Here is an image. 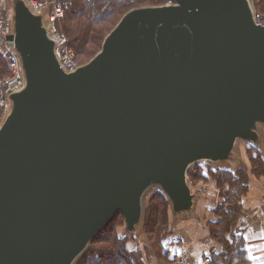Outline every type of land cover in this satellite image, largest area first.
<instances>
[{"label": "water", "instance_id": "95a60500", "mask_svg": "<svg viewBox=\"0 0 264 264\" xmlns=\"http://www.w3.org/2000/svg\"><path fill=\"white\" fill-rule=\"evenodd\" d=\"M128 11L68 73L44 15L12 0L26 84L0 125V264H76L118 213L142 226L160 187L176 218L189 171L262 144L264 24L252 0H172Z\"/></svg>", "mask_w": 264, "mask_h": 264}, {"label": "trees", "instance_id": "16d2710c", "mask_svg": "<svg viewBox=\"0 0 264 264\" xmlns=\"http://www.w3.org/2000/svg\"><path fill=\"white\" fill-rule=\"evenodd\" d=\"M60 1L65 8V16L60 21V29L70 39V45L75 51L76 59L82 62V58L88 57L90 60L101 51L106 37L128 11L142 6L165 5L169 0ZM252 2L255 10L264 16V0H252ZM9 76V60L0 54V79ZM248 156L250 167L241 166L235 171L227 166L210 170L211 177L217 187L228 190L226 193L228 199H233L238 195L246 196L251 190L253 180L264 178V156L262 152L258 147L252 146ZM199 164L201 163L196 164V166ZM206 164L209 166L213 163L207 162ZM189 178L203 180L206 177L203 174V169L199 168L196 173H192L190 170ZM224 202L220 203L217 209L218 217L221 219L215 221L217 223L210 224L212 238L222 248L221 251L215 249L211 253V260H222L223 264H264V260L254 262L253 256L247 248L244 232L248 228L249 220L245 219L241 210L237 212L225 207ZM172 218H176L172 203L160 188L150 197L148 205L145 204L143 223L139 227L143 228L149 246L159 262H166L171 258V250L164 245L163 235ZM122 227L127 229L126 237L121 236L120 228ZM224 228L228 229L225 230ZM137 233L138 231L132 233L128 230L123 215L118 213L96 235L76 264H144L142 250L129 248V240ZM149 246L145 248L146 252L150 251ZM148 258L150 259L149 254Z\"/></svg>", "mask_w": 264, "mask_h": 264}, {"label": "rangeland", "instance_id": "374dc122", "mask_svg": "<svg viewBox=\"0 0 264 264\" xmlns=\"http://www.w3.org/2000/svg\"><path fill=\"white\" fill-rule=\"evenodd\" d=\"M58 1L61 2L60 0ZM8 4L11 9L12 0H8ZM256 12L262 17L264 23V16L259 11L256 10ZM58 28L59 31L62 32L60 29V22L58 24ZM90 60L88 57H85L82 58V62L84 63L78 60L77 61L82 66L87 64ZM1 121L2 119L0 115V125ZM261 128L262 144L258 147V149L264 156V126ZM252 146L254 145L251 143L239 141L235 150L236 158L229 164L225 163L222 165L221 163H216L214 165L209 164L208 166L206 164L207 162H201L199 166H192V173H196L199 171V168H202L203 174L206 178L203 180H194V178H189L193 191L198 195L195 211L192 214L183 215L181 218H172L171 223L164 230V245L170 248L172 253L171 258L166 262H159L156 259L154 251L149 246V242L143 232V228H139L138 233L136 236H133V238L130 239L129 237V248L131 250H142L144 264H223L222 260H219L222 262L221 263L219 261H212L210 258L211 253L215 251V249L216 251H221L222 249L219 243L212 238L210 224L217 223L215 221H219V219H221L218 217L217 209L219 204L224 201L225 207L237 212L241 210L242 215L245 216V219H248L250 223L255 219L256 213L259 211L262 212L259 213V216H261V222L264 224V180L257 181L254 179L253 183H251L253 189L250 190L246 196L243 197L236 194L238 196L233 199H228L226 194L228 190L226 188L219 189L210 174V170L213 171L224 168L225 166L231 168L233 171L237 170L241 166L250 167L248 154ZM254 181H257V183ZM159 189L160 188L158 187H154L149 191L145 204L148 205L150 197ZM259 200L263 205H260L261 207L254 206V204H257L256 202ZM242 206L244 207L242 208ZM246 212H249V214H246ZM120 233L122 237H126V227L120 228ZM147 246L150 247V251L148 250L146 252L145 248ZM144 251L145 254H143ZM148 254L150 255V259L148 258Z\"/></svg>", "mask_w": 264, "mask_h": 264}, {"label": "built area", "instance_id": "2783aa9c", "mask_svg": "<svg viewBox=\"0 0 264 264\" xmlns=\"http://www.w3.org/2000/svg\"><path fill=\"white\" fill-rule=\"evenodd\" d=\"M29 9L43 14L49 35L56 42V55L61 67L68 73L75 72L81 65L76 59L69 38L59 31L58 24L65 16L64 5L58 0H24ZM167 5L174 4L169 0ZM255 20L264 24L255 10ZM14 33L12 12L8 0H0V54L9 60L10 76L0 79V115L3 120L12 107L11 93L21 90L26 84L25 71L18 52L11 46L9 36ZM2 122V121H1ZM192 187V186H191Z\"/></svg>", "mask_w": 264, "mask_h": 264}, {"label": "crops", "instance_id": "0c3cea01", "mask_svg": "<svg viewBox=\"0 0 264 264\" xmlns=\"http://www.w3.org/2000/svg\"><path fill=\"white\" fill-rule=\"evenodd\" d=\"M261 180H264V178ZM261 180H257V181H261ZM257 181L254 182L257 183ZM252 189L253 187L251 186V190ZM256 203L257 204H254V206L263 205L260 200L257 201ZM195 207H196V201H195ZM195 207L193 212L195 211ZM259 213L262 212L259 211L258 213L255 214V219L251 223L249 222L248 228L244 232L247 248L251 253V255L253 256L254 262L256 263L264 260V224L261 222L262 219H260L261 216H259L260 215ZM246 214H249V212H246Z\"/></svg>", "mask_w": 264, "mask_h": 264}, {"label": "bare ground", "instance_id": "6f19581e", "mask_svg": "<svg viewBox=\"0 0 264 264\" xmlns=\"http://www.w3.org/2000/svg\"><path fill=\"white\" fill-rule=\"evenodd\" d=\"M166 5V4H165Z\"/></svg>", "mask_w": 264, "mask_h": 264}]
</instances>
